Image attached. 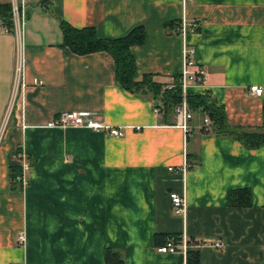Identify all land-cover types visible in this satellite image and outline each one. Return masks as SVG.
Segmentation results:
<instances>
[{
    "label": "crops",
    "instance_id": "0c3cea01",
    "mask_svg": "<svg viewBox=\"0 0 264 264\" xmlns=\"http://www.w3.org/2000/svg\"><path fill=\"white\" fill-rule=\"evenodd\" d=\"M25 12L19 39L0 26V124L12 101L0 142V264H105L107 248L124 264H183L181 253L156 250L163 237L183 232L199 264H264V146L248 149L204 131L199 113L184 135L174 112L155 113V100L118 84L110 54L72 52L59 27L63 19L116 38L142 25L144 41L130 48L137 71L166 85L181 70L178 22L196 18L187 43L207 78L191 92L207 91L222 104L226 125L259 127L264 0H192L185 7L181 0H27ZM62 111L95 112L127 128L115 137L53 125ZM18 153L30 164L23 187L10 182ZM184 157L190 166L182 180L169 167ZM183 186L185 218L168 196ZM244 187L253 205L230 206V190ZM216 239L221 249L207 246Z\"/></svg>",
    "mask_w": 264,
    "mask_h": 264
},
{
    "label": "trees",
    "instance_id": "16d2710c",
    "mask_svg": "<svg viewBox=\"0 0 264 264\" xmlns=\"http://www.w3.org/2000/svg\"><path fill=\"white\" fill-rule=\"evenodd\" d=\"M0 25L9 30L12 29L11 4L9 1L0 0ZM59 27L62 33V46L68 47L76 54H87L95 51L107 52L113 59L115 78L122 88L133 93L148 95L156 101V105L160 107L165 115L174 112L175 106L180 101L179 86L163 89V83L154 79L152 74H139L137 71L136 62L130 48L144 41L142 25H137L126 34L116 38L101 37L90 26L75 28L63 19H60ZM177 77L174 79L176 83ZM187 100L194 113L209 118L211 125L209 131L213 134L233 137L248 149H257L264 146V122L259 127H231L226 125L223 105L217 103V100L207 91L202 94L190 92ZM19 174L20 167L12 165L10 167V182L20 184L16 180ZM228 204L237 207L253 205L252 190L248 187L230 190ZM168 235H174L176 239L179 238V234ZM165 237L161 240L162 242H164ZM105 264L124 263L118 251L107 248L105 251ZM186 264H199L197 249L188 248Z\"/></svg>",
    "mask_w": 264,
    "mask_h": 264
},
{
    "label": "built area",
    "instance_id": "2783aa9c",
    "mask_svg": "<svg viewBox=\"0 0 264 264\" xmlns=\"http://www.w3.org/2000/svg\"><path fill=\"white\" fill-rule=\"evenodd\" d=\"M192 0H181L182 7H185L187 2ZM11 4V17H12V29L18 39L21 36L23 29L24 19L26 16V6L27 0H10ZM198 19L188 20L184 15H182L180 21L178 22V34L182 39V49H181V70L177 77V83L173 81L163 86V89L174 88L179 86L180 88V101L175 106V125L179 127L184 135L190 130V120L193 117V111L188 103V95L193 87L201 86L207 78V72L202 65H199L195 61V47L187 43V34L189 31H195L199 25ZM1 26V25H0ZM9 30V29H8ZM15 72L18 75L22 72V59L21 56L17 58V63L15 67ZM34 83H41L40 79L34 78ZM251 91L254 94L262 95L263 88L258 85H252ZM6 112V117L4 121L0 124V142L2 141L4 135L5 125L7 123V116L10 113L11 103ZM161 111L159 106L153 107V112L159 113ZM53 125L58 127H85L94 131H104L111 136L121 137L124 135L126 126L116 127L105 123L97 113L91 111H62L58 113L56 118L52 122ZM133 128L139 130L141 126H134ZM201 128L204 131H209L211 129L210 120L207 116L202 117ZM20 159V174L17 176L16 180L21 184V186L26 185V179L24 177V172L29 169V161L26 159L24 153H18ZM190 164L184 157L181 165L177 167H169L170 171L177 172L182 175V180L189 168ZM184 185V181H183ZM172 209L175 214L185 218L187 213V197L183 186L181 191H170L168 193ZM18 242H24L23 233L18 234ZM209 247L213 249H221L224 246V242L221 239H216L211 243H208ZM191 247L189 238L185 232L179 234V238L176 239L174 235H167L164 242L156 247V250L161 253H181L183 256V264H186V254L188 248Z\"/></svg>",
    "mask_w": 264,
    "mask_h": 264
}]
</instances>
